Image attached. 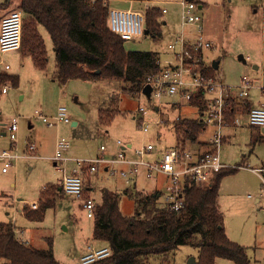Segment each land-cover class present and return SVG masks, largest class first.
I'll list each match as a JSON object with an SVG mask.
<instances>
[{
  "label": "rangeland",
  "instance_id": "374dc122",
  "mask_svg": "<svg viewBox=\"0 0 264 264\" xmlns=\"http://www.w3.org/2000/svg\"><path fill=\"white\" fill-rule=\"evenodd\" d=\"M253 1L211 0L209 6L199 12L202 35L214 46L213 49L204 51L208 55L207 60L211 63L219 60L218 71H226L228 76L246 73L245 69L258 76L261 72L264 75V47L261 34L264 5L262 4L263 7L256 5L258 7L254 9ZM2 2L4 0H0V3ZM14 4L19 6V1L12 0L7 9H12ZM155 5L160 9H167L168 13L163 14V18H174L170 31L167 32L166 28L162 35L156 38L142 35L137 39L126 41L124 46L129 51L157 52L160 57L159 64L164 67L173 61V55L167 51V44L174 40L175 35L179 34L182 28L175 0H164ZM108 8H114V4L108 3ZM144 9L143 7L140 10L144 11ZM254 10L257 12L255 13ZM196 31L195 26L184 28L187 36ZM39 32L47 51V64L43 71L33 66L30 57H21L18 51H14L18 54L0 53L1 59L12 67L6 72L18 77L16 87L9 82L0 85V89L5 86L8 91L5 95L0 94L2 121L6 122L12 116L18 118L17 139L15 144L11 145L15 146L18 155L23 156L28 140L33 141L39 156L29 163L32 164V169H28L26 162L23 165L21 164L23 161H19L18 165L17 161L5 176L0 177V189H5L10 197L19 195L37 198L40 190L48 184H53L59 189V184L56 182L59 175L50 161L58 138L68 141L69 152L65 156L70 159H91L97 153L109 157L111 155L108 153L109 150L113 149L118 140L123 143L131 142L133 152L147 144L155 146L156 151H164L177 146L172 129V122L176 117L201 118L198 110L188 104L180 105L176 109L172 108L170 103L173 99L180 101L178 96L163 97L158 103L159 109L155 111L157 101L154 98H147L141 92L123 90L126 85L120 80L97 78L72 79L64 84L58 82L54 78L55 55L51 39L42 27L39 28ZM240 56L243 60L239 59ZM255 66L258 69L254 70ZM15 67L18 68V72ZM2 68L4 69V66H0V69ZM59 107L66 108L69 122L60 123L55 127L46 125L35 114L37 111L52 119L57 115ZM100 110H104L109 115L115 111L109 123L105 124L100 120ZM142 121L149 122L147 132L141 130ZM75 122L76 125H73ZM28 124L32 125L31 128ZM211 133L212 127L208 126L200 138L207 139ZM158 135L161 137L158 138ZM5 142L7 139L0 137L1 149L9 148ZM227 144L222 145L220 156L230 158L232 166L239 164L244 167H256L264 163V143L251 144L248 132L245 131L233 147H226ZM100 146L105 147L103 152H100ZM152 157L153 154L145 155L146 160ZM70 165L68 163L66 168L68 169ZM119 167L115 165L109 169L119 170ZM106 174L101 167L99 172L94 174L95 185L118 192L120 212L125 216L134 215L137 207L135 196L123 192V188H126L124 187L126 183H123L125 180L118 174L109 175L108 172ZM137 177L138 192L143 195L150 193L152 189L161 192L158 198L160 199L158 206H160L169 180L167 181L163 175L145 179L142 169ZM259 189L260 179L247 168H239L225 175L220 184L219 205L223 214L225 233L231 241L245 248L250 264H264V212L259 209L264 205V199L261 198L258 204L254 202ZM56 194L63 198L57 197L59 200L56 199L55 208L47 210L44 220L36 224L27 220L20 212L25 206L31 208L30 204L18 206L12 204L10 197H1L0 221L15 222L17 237L22 239L21 235L24 231L25 237L30 236L29 244L39 249L47 247L41 237L44 235L51 237L57 260L64 264H77V257L81 251L78 238L81 234L87 237L92 231V215L83 208L82 200L64 197L61 190H57ZM249 194L251 197H248ZM174 254L170 264H197L199 258L197 247L190 244L179 247ZM2 262L4 260L0 259V264ZM161 263L160 257H149V264ZM214 264L234 263L227 259L216 258Z\"/></svg>",
  "mask_w": 264,
  "mask_h": 264
},
{
  "label": "trees",
  "instance_id": "16d2710c",
  "mask_svg": "<svg viewBox=\"0 0 264 264\" xmlns=\"http://www.w3.org/2000/svg\"><path fill=\"white\" fill-rule=\"evenodd\" d=\"M11 1L4 0L0 8ZM109 1L19 0L23 18L21 56L30 57L35 68L45 69L47 51L39 32L42 27L52 42L54 78L58 82L114 79L126 85L123 90L141 92L146 77L161 69L157 63L159 54L125 49L126 41L110 30ZM144 15L147 35L160 37L161 9L150 5L144 9ZM196 68L205 76L215 77L212 64L205 65L200 61ZM7 82L16 87L18 77L0 73V85ZM190 104L202 112L206 107L203 94H195ZM114 112L109 115L100 110V120L109 123ZM230 116L228 113L225 115L226 123L230 121ZM205 128L206 125L199 119L179 118L174 122L176 137L182 144L186 141L198 142ZM232 172L220 170L209 187H198L191 180H185L184 206L179 211L158 206L157 199L161 195L158 191L144 195L137 192L130 194L135 196V214L125 216L119 209V194L102 189L101 198L95 202L93 211L92 238L108 245L111 253L91 264H149L150 256L160 257L161 264H170L175 251L189 244L198 249L197 264H214L216 258L227 259L234 264H250L245 248L227 237L223 214L217 204L220 181ZM57 190V186L48 184L35 209L28 206L22 209L25 218L41 222L46 211L54 208L59 197ZM16 231L12 222L0 221V259L4 260L1 264H64L54 256L51 237L45 238L47 247L39 249L20 240Z\"/></svg>",
  "mask_w": 264,
  "mask_h": 264
},
{
  "label": "built area",
  "instance_id": "2783aa9c",
  "mask_svg": "<svg viewBox=\"0 0 264 264\" xmlns=\"http://www.w3.org/2000/svg\"><path fill=\"white\" fill-rule=\"evenodd\" d=\"M202 0H179L181 32L173 41L167 44V51L173 55V61L154 74L146 77V84L151 88L149 98H154L158 103L163 97H180L181 103H189L195 94L213 93L205 109L200 112V123L212 127L209 138V147L201 153H193L182 145L165 151H156L155 146L147 144L140 149L134 150L135 158L129 159L124 152L119 151L114 157H107L101 153L91 159H70L65 156L69 149V143L64 138H58L55 143L53 160L55 168L62 173L59 180L58 190L75 199L84 200V207L90 212L94 211L95 202L84 198V178L86 175L95 174L99 166L113 167L116 164L124 167L119 170L108 169L109 175L118 174L126 183H131L140 169L144 171V177L151 179L161 174L169 178V184L165 187L163 207L170 211H179L184 206L183 184L185 180H191L198 187H209L214 182L216 174L225 166L221 163L220 150L223 144L222 128L227 124L225 115L230 109V87L219 81L214 76H205L196 67L202 59V52L213 49V43L206 40L201 32V17L199 5ZM166 13V9H161ZM144 11L121 10L108 8V24L110 30L125 41L134 40L144 35ZM22 12L14 9L0 20V53L19 51L22 40ZM186 26L196 27L194 34L187 36L184 32ZM264 47V33L262 36ZM159 64V61L157 62ZM4 69H9L7 64ZM145 84V85H146ZM252 86V80L243 76L239 85L240 96H246ZM264 95V86L260 87ZM5 92V89H2ZM57 115L52 119L35 112L37 117L46 125L52 127L57 122H69L65 107L58 108ZM143 111V109H140ZM246 123L251 127H264V104L260 107L251 108L246 114ZM149 122H141V130L147 132ZM8 139L15 144L18 131V118H12L5 126ZM118 145L123 144L117 141ZM35 150V145L28 142L24 156ZM100 152L105 150L100 146ZM153 154L154 158L145 159V155ZM21 156L15 152V146L0 148V174L8 170ZM73 160L74 166L68 170L66 163ZM260 179L259 191L264 194V168L253 170ZM36 208V203L30 204ZM264 211V209H263ZM22 240V239H20ZM24 243L26 241L22 240ZM111 250L108 245L100 248L88 247L86 253L78 259V264H91L95 261L108 257Z\"/></svg>",
  "mask_w": 264,
  "mask_h": 264
},
{
  "label": "crops",
  "instance_id": "0c3cea01",
  "mask_svg": "<svg viewBox=\"0 0 264 264\" xmlns=\"http://www.w3.org/2000/svg\"><path fill=\"white\" fill-rule=\"evenodd\" d=\"M19 1V0H18ZM164 0H110L108 3L111 2V4L113 3L114 4V8L115 9H121V10H137V11H141L140 9L141 8H146L150 5H155L157 4L158 2H162ZM178 1L179 0H175L176 2V5L178 6L177 8V12H179V20H180V6L178 4ZM211 0H202L200 5H199V12H202V10L204 8H207L209 6V2ZM12 2V1H11ZM10 2V3H11ZM10 3L5 6V7H1L0 8V20L5 17L6 15H8L11 11H13L14 9H18L19 6L18 5H12V9H7L9 8L10 6ZM253 4L255 5H252V7L254 9H257V7L259 5L262 6V4L264 5V0H254L253 1ZM258 5V6H256ZM142 6V7H141ZM4 9H7V10H4ZM166 9V8H165ZM254 12L256 13L257 10H254ZM166 13H168L167 9H166ZM166 13H161V17H160V30H161V35H162V32L163 30H166L167 28V32H169L171 29V24H173L174 22V18L173 17H168V18H163L162 15L163 14H166ZM262 25H261V28H262V31H261V34L263 36V33H264V9H262ZM160 35V36H161ZM177 35V34H176ZM175 35V36H176ZM144 36V35H143ZM175 38V37H174ZM137 39V38H136ZM206 52V51H205ZM205 52H202V59H203V62L205 63V65H211L212 63H215L216 64V68H214V73H215V77L221 81L222 83H224L225 85L229 86L230 87V109H229V112L228 114H230V121L227 122V124L222 128V134H223V144H227L226 147H233V144L238 140V138L240 136H242V134L246 131L249 133V141L250 143L252 144H256V143H264V127L263 128H256V127H251L249 126L247 123H246V114L247 112L251 109V108H256V107H260L261 105L264 104V95L262 93V90H261V86H264V75H262V72H261V75L258 76L257 74H253V73H249L246 69L244 72L246 73H242L239 75V73L235 76H228L227 75V72L226 71H222V72H219L218 71V63H219V60H215L213 61L212 63L209 62L208 59V55H206ZM15 54H18L21 56V53H20V50L17 52H14ZM170 53V52H168ZM22 57V56H21ZM2 57H0V66H3L7 63H5L2 59ZM160 59V57H159ZM240 60H243L242 57L240 56L239 58ZM172 62V61H171ZM8 65V64H7ZM160 65V64H159ZM161 66V65H160ZM166 66V65H165ZM164 66V67H165ZM163 67V66H162ZM3 69V68H2ZM0 69V73H7L6 71L7 70H10L12 69V67L9 66V69L7 70H2ZM254 70L258 69L256 66L253 67ZM15 70L17 71L18 68L15 67ZM242 71V70H241ZM18 72V71H17ZM240 72V71H239ZM243 76H246L248 78H250L252 80V86L251 88L248 90L247 92V95L246 96H240L239 95V92H240V88H239V85L241 84L242 82V78ZM252 76V77H251ZM2 89H5V92L3 93L2 92ZM8 91L6 90V87H2L0 89V94H7ZM214 96L213 93H208V94H203V98H204V102L205 104H207V102L212 99ZM183 104H188L191 108H194V109H197V106L193 105V104H190L189 103H181L180 101L178 100H172V102L170 103L171 107L172 108H178L180 107V105H183ZM155 111H157L159 109V106L155 107L154 108ZM190 110V109H189ZM200 113V111H198ZM12 118H17V116H12L9 120H7L6 122L2 121V113L0 111V137L1 138H5L7 139V142L6 143V146H9L11 147L12 143L10 142V140L8 139V136L6 134V131H5V125L12 119ZM179 118H182V119H198V118H187V117H183V116H178L176 117L173 122H172V129L174 131V134H175V130H174V122L176 120H178ZM60 123H65V122H57L54 126L52 127H55L57 126L58 124ZM29 127L31 128V124H28ZM73 125H76V122L73 124ZM208 127V126H206ZM249 128V130H248ZM206 129V128H205ZM176 136V134H175ZM161 136L158 135V138H160ZM210 138V136H209ZM209 138L207 137V139H203V138H200L198 142H191V141H186L184 144L180 143L176 137V145L179 146V145H184V148L190 150L191 152L193 153H201L203 152L205 149H207L209 147ZM9 140V142H8ZM57 140V139H56ZM230 140V141H229ZM30 140H28L29 142ZM232 142V143H231ZM30 143H34L33 141H30ZM56 143V141H55ZM123 143V142H122ZM35 144V143H34ZM222 144V145H223ZM177 146L175 148H177ZM168 149H173V148H168ZM166 149V150H168ZM227 150V148H226ZM119 151H122L124 152L125 156L129 159H133L135 158V154L133 152V149H132V143L129 142V141H126L124 142L123 144L121 145H118L117 142L116 144H114V147L112 150H109L108 153H110V157H114ZM165 151V150H164ZM25 149H24V154H25ZM69 152V149L67 151H65L64 154H67ZM29 155L28 156H21L20 158H18V165L20 164L19 161H23L21 162V164H25V162L28 164L27 167L28 169H32V164H29L31 161H34L36 160L39 156L37 154V147L35 145V150L32 151V152H28ZM99 155V153H97L95 156ZM54 156V154H53ZM53 156H51L50 158V161L52 162V166L54 167V169L58 172V175H59V179H57V183L59 184V180L61 179V176H62V173L60 171H58L56 168H55V161L53 160ZM154 156L151 158L153 159ZM220 159H221V163L225 166L223 168V171H233L235 172L236 170H238L239 168H247L248 170H250L252 173H254L257 177L258 175L256 174V172H254L253 170H258V169H261V168H264V163H261V165H258L256 167H250V166H247V167H244V166H241L239 164H236L235 166H232V162L230 160V158L228 157H224L223 156H220ZM70 163L71 165L68 167V170H70L73 166H74V162L73 160H68V162L66 163V165ZM119 167V169H122L124 166L123 165H120V164H116ZM102 167L103 169V173L105 175H107L106 173L108 172V169L110 167H107V166H99L98 167V172L100 170V168ZM232 172V173H233ZM7 173V172H6ZM6 173H2L0 174V177L1 176H5ZM101 173V172H100ZM99 173V174H100ZM231 174V173H230ZM158 175H161V174H158ZM138 176V175H137ZM135 177L131 180V183H126L125 181H123V183L125 184H128L124 187H126L125 189L123 188V192H128V193H132V194H135L137 193L138 191L136 190V183H137V179L138 177ZM143 176H144V171H143ZM156 176V175H155ZM167 181L169 180V178H167L165 175H163ZM145 178V177H144ZM259 178V177H258ZM95 179H96V176H94V174L92 175H86L85 178H84V198L85 199H92L94 200V202H97L99 201V199L101 198V190L102 189H106V188H102V187H99L98 185L96 186L95 185ZM146 179V178H145ZM165 179V180H166ZM222 180V179H221ZM220 184H221V181H220ZM220 184H219V194H218V199H217V204H218V207L220 209V205H219V196H220ZM129 186V187H128ZM167 186V185H166ZM165 186V187H166ZM0 188H1V185H0ZM45 188V187H44ZM44 188H42L38 194V197L37 198H32V197H20L19 195L18 196H9L7 193H6V190H1L0 191V198L1 197H10L11 201H12V204H16L18 206L20 205H24V204H31V203H36L38 204V201L39 199H41V193L42 191L44 190ZM100 190V191H99ZM112 191V190H110ZM154 191H158L157 189H152L151 192H154ZM113 192H116V191H113ZM160 192V191H158ZM118 193V192H117ZM127 193V194H128ZM161 193V192H160ZM126 194V193H125ZM6 195V196H4ZM64 197H68L69 195H66L64 194ZM69 197H72V196H69ZM248 197H251V195L249 194ZM63 198L62 197H59V199ZM73 198V197H72ZM160 198V196L158 197ZM263 198L264 199V194L261 193L259 191V194L257 195V197L255 198L254 202L256 204L260 203V199ZM57 199V200H59ZM75 199V198H74ZM160 199H157V203L159 202ZM62 201V200H60ZM82 205H83V208L84 207V200H82ZM19 202V203H18ZM57 202V201H55ZM55 208V206H54ZM53 208V209H54ZM263 208H264V205L263 206H260L259 209L263 211ZM32 209H35V208H32ZM86 209V208H85ZM49 210V209H48ZM87 210V209H86ZM89 213H91L92 217H93V212H90L89 210H87ZM20 212L22 213V215L24 216V213L23 211L20 210ZM264 212V211H263ZM46 214V213H45ZM25 217V216H24ZM28 220V219H27ZM44 220V219H43ZM42 220V221H43ZM11 221V220H10ZM30 221V220H29ZM41 221V222H42ZM224 221V220H223ZM13 222V221H12ZM32 223L36 224V223H41V222H35V221H31ZM15 222H13L14 224ZM15 225V224H14ZM16 227V226H15ZM223 227H224V224H223ZM17 228V227H16ZM225 230V229H224ZM24 233V231H22ZM21 235L22 239H24L26 241V243H29L30 242V236L27 235L26 237L23 235ZM82 235V234H81ZM79 235V238H78V246L81 248V251L79 252V255L77 257V259H79L80 256H82L84 253H86L88 247H95V248H100V247H103L105 246L104 243L102 242H99V241H96L92 238V231L90 233L87 234V237L85 236H81ZM42 239L45 240V238H47V236H43L41 237ZM53 240V239H52ZM54 253V251H53ZM175 255V254H174ZM55 256V254H54ZM57 259V257H56ZM59 260V259H58ZM78 264V263H77Z\"/></svg>",
  "mask_w": 264,
  "mask_h": 264
},
{
  "label": "water",
  "instance_id": "95a60500",
  "mask_svg": "<svg viewBox=\"0 0 264 264\" xmlns=\"http://www.w3.org/2000/svg\"><path fill=\"white\" fill-rule=\"evenodd\" d=\"M148 34V30L144 29V35ZM213 68H216V64L212 63ZM151 88L148 84L144 85V87L141 90V93L143 95H145L147 98H149V94H150ZM193 261V260H192Z\"/></svg>",
  "mask_w": 264,
  "mask_h": 264
}]
</instances>
